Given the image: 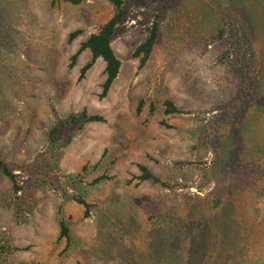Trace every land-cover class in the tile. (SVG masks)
<instances>
[{
  "label": "rangeland",
  "instance_id": "obj_1",
  "mask_svg": "<svg viewBox=\"0 0 264 264\" xmlns=\"http://www.w3.org/2000/svg\"><path fill=\"white\" fill-rule=\"evenodd\" d=\"M228 1L246 12L245 0ZM130 6L112 41L121 69L100 97L105 61L98 58L83 78L90 50L71 63L112 16L109 0H0V152L19 173L20 196L28 199L20 203L0 171V264H180L179 255L181 264H213L212 253L230 251L225 237L232 229L225 222L241 228L250 222L244 210L259 180L235 159L243 149L250 159L261 158L252 144L264 138V102L257 93L242 103L233 73L220 62L226 43L216 36L218 0H133ZM263 12L255 14L264 18ZM154 21L160 35L140 66L134 51ZM78 29L82 33L69 41ZM169 99L184 112L167 114ZM83 109L106 120L51 147L48 132L55 122ZM215 121L225 122L229 133L220 134ZM223 141L233 155L222 170L240 194L211 208L205 198L217 185ZM140 165L167 185L140 181ZM84 166L82 180H73ZM104 174L108 178L95 182ZM72 195L91 204L88 216ZM260 208L258 221L264 202ZM62 219L69 238L61 237ZM166 229L174 232L161 243ZM246 236L257 239L254 251L264 246L259 224ZM235 243L233 249L242 244Z\"/></svg>",
  "mask_w": 264,
  "mask_h": 264
},
{
  "label": "trees",
  "instance_id": "obj_2",
  "mask_svg": "<svg viewBox=\"0 0 264 264\" xmlns=\"http://www.w3.org/2000/svg\"><path fill=\"white\" fill-rule=\"evenodd\" d=\"M109 1L114 9L112 16L107 19L97 31L89 35L78 52L72 56L71 63L72 65L74 64L82 50H90L92 53V60L82 68L80 78H83L87 70L98 58L105 61L106 78L102 85V93L100 94V97L107 96L112 84L119 75L122 63L112 46V41L121 32V25L130 17L132 10L130 5L133 2V0ZM82 2L83 0H53V3L80 4ZM242 7L246 12L235 11L228 0H218L221 25L217 30L216 36L218 39L224 40L226 43V49L221 55L220 62L227 65L233 73L234 79L241 92L242 103H245L246 99L249 100L251 96L257 93L261 96V101L264 102V18L262 15L255 14V11L260 9L264 10V0H245V5L242 4ZM80 33H82L81 29L71 32L69 35V41L75 39ZM159 35L160 25L157 21H154L151 24V27H149L147 37L134 51V56L140 59V66L145 65L148 61L158 41ZM165 105V112L167 114L184 112L170 99L166 100ZM105 120V116L90 113L87 109L78 112H70L67 116L59 118L49 130V145L54 148L61 144H68L72 138L73 131L82 130L90 122H100ZM215 123H217V128L221 126V131L223 130L220 134L226 135L225 133H229L225 122L215 121ZM217 142V140L214 141L215 144ZM252 143H254V141H252ZM221 144L222 153L217 162L219 165L217 166L219 168V174H217L218 179L216 181L217 185L211 193L206 195L205 198L207 204L211 205V208H222L225 200L232 199L233 201L234 196L238 197L237 195L240 194V186H238L237 189L235 188L237 191H233L232 189L234 186L230 175L223 173V170L226 168L229 161L228 159H230L231 154L233 155V151H230L228 142L223 141ZM252 146L257 147L256 151L261 157L259 160H255L256 157H251L250 159L246 155V149H243L242 151V158L238 157L235 159L236 165L241 166L242 164V167H244L247 173H249L251 178L259 180V188L254 189L252 192L253 199L251 205L249 207L246 205L245 208L247 209L244 210L248 214L250 218L248 221L250 222H248L243 228L240 226L234 227L231 220L225 222L228 231L232 229L230 232L231 236L229 237L226 235L225 237L227 242V247L225 249L230 251H221L220 254L218 252L212 253L213 264H245V261L247 260H249V264H264V246L261 249L254 251L255 241L257 239H251L249 236H246L251 235L258 224L262 226L264 231V218H262L261 221H258L262 214L260 204L264 202V138L255 140V144H252ZM233 150H235V147ZM247 164L251 165L250 169L246 166ZM140 169L142 171L138 176L140 181L151 179L154 182H162V184L167 185L166 182L161 181L157 175L152 173L147 166L140 165ZM0 171L2 174L10 178L15 198L18 200L22 199L20 203L27 204L28 199H25L26 196H24V198L23 196H20L24 191V187L18 178L19 173H17L11 164L2 156L1 152ZM85 173H87V166H84L77 175H72L71 177L75 181L82 180ZM104 178H108V175L104 174L99 176L95 179V182L103 180ZM231 194L234 195L230 196ZM72 196L77 202L86 207L85 214L88 216L90 214L91 204H89L83 196ZM20 208V210L25 209L22 208V206ZM221 224L223 225V223ZM200 225H202V223ZM243 225H245L244 222ZM60 226L61 237L69 238L70 228L65 219L60 221ZM251 226H253L252 230H250ZM247 229L249 233H247ZM195 230L197 231V226L195 227ZM173 232L174 231L167 232V229L163 230L161 232V243ZM241 233H244L245 235H242ZM237 239L241 240L242 244L233 249V246L237 244L235 243ZM157 240L158 238L156 237L151 242L153 251L155 250V244H159ZM214 244H216V241ZM199 249L200 248H198V250ZM202 250L201 258L206 255L204 254V249ZM196 252L195 255L197 254ZM157 254L160 255V253ZM242 255L243 260L241 262ZM179 256L178 259L180 264L185 263L179 258Z\"/></svg>",
  "mask_w": 264,
  "mask_h": 264
}]
</instances>
